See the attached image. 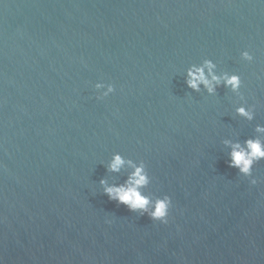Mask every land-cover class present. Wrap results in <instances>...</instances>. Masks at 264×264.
Listing matches in <instances>:
<instances>
[{
  "label": "water",
  "instance_id": "obj_1",
  "mask_svg": "<svg viewBox=\"0 0 264 264\" xmlns=\"http://www.w3.org/2000/svg\"><path fill=\"white\" fill-rule=\"evenodd\" d=\"M204 59L240 93L189 89ZM257 125L264 0H0V264H264V160L244 177L223 143ZM113 153L145 163L167 223L103 193Z\"/></svg>",
  "mask_w": 264,
  "mask_h": 264
},
{
  "label": "clouds",
  "instance_id": "obj_2",
  "mask_svg": "<svg viewBox=\"0 0 264 264\" xmlns=\"http://www.w3.org/2000/svg\"><path fill=\"white\" fill-rule=\"evenodd\" d=\"M241 58L252 61L253 57L248 51L241 52ZM186 86L194 92L205 90L209 95H215L217 88L223 86L232 92L239 94L241 88V78L237 74H230L227 71H217V64L211 59H204L200 64H192L186 69ZM97 90V99L102 100L115 91L112 84L97 82L94 85ZM236 114L247 120L254 119L253 109L245 106L236 108ZM256 131L264 133V126L257 125ZM223 143L230 151L228 152V166L238 170L244 177H251L253 166L256 162L264 160V140L259 137L246 139L243 143L239 141L224 140ZM126 171V178L123 183H109L106 178L99 181L103 193L109 200L117 204L125 205L129 211L137 212L140 215H147L153 221L161 223L168 222L169 209L172 204L171 197H153L145 194L143 189L147 188L151 179L146 170L145 163L141 160L134 161L125 158L120 153H113L106 165V171L119 174ZM251 184H256L255 178L251 179Z\"/></svg>",
  "mask_w": 264,
  "mask_h": 264
}]
</instances>
